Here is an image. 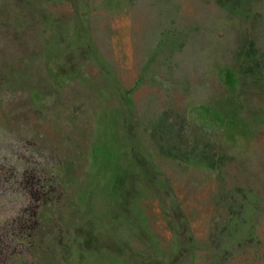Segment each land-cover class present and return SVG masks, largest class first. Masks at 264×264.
<instances>
[{
	"label": "rangeland",
	"instance_id": "374dc122",
	"mask_svg": "<svg viewBox=\"0 0 264 264\" xmlns=\"http://www.w3.org/2000/svg\"><path fill=\"white\" fill-rule=\"evenodd\" d=\"M0 264H264V0H0Z\"/></svg>",
	"mask_w": 264,
	"mask_h": 264
},
{
	"label": "trees",
	"instance_id": "16d2710c",
	"mask_svg": "<svg viewBox=\"0 0 264 264\" xmlns=\"http://www.w3.org/2000/svg\"><path fill=\"white\" fill-rule=\"evenodd\" d=\"M36 185L38 186V189L30 188L29 194H30V197L33 199V201L36 202V204L37 203L39 204L40 202L45 201V198L43 197L44 193L40 191L41 189L39 188V186H40L39 183L36 184ZM38 207H39V205H34V206L31 207L32 209H31V212H30V217L34 218L37 215ZM36 223H37V221H36Z\"/></svg>",
	"mask_w": 264,
	"mask_h": 264
}]
</instances>
